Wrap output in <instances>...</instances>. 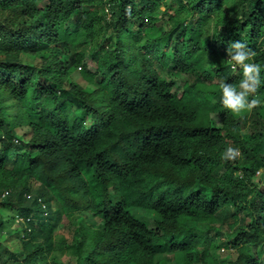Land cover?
I'll return each mask as SVG.
<instances>
[{"label": "trees", "instance_id": "trees-1", "mask_svg": "<svg viewBox=\"0 0 264 264\" xmlns=\"http://www.w3.org/2000/svg\"><path fill=\"white\" fill-rule=\"evenodd\" d=\"M234 40L264 64V0H0V264H264V84L220 102Z\"/></svg>", "mask_w": 264, "mask_h": 264}, {"label": "clouds", "instance_id": "clouds-1", "mask_svg": "<svg viewBox=\"0 0 264 264\" xmlns=\"http://www.w3.org/2000/svg\"><path fill=\"white\" fill-rule=\"evenodd\" d=\"M226 55L233 70L236 71L239 69L240 79L236 87L223 81L220 83V102L233 113L251 110L257 104L261 103L258 99L250 100L249 96L255 94L258 87L264 84V78H262L264 64L251 62L252 52L246 43L240 40L227 43ZM238 154V148L227 147L221 155L223 159L231 160ZM16 220L19 222L22 221L20 218H16Z\"/></svg>", "mask_w": 264, "mask_h": 264}, {"label": "rangeland", "instance_id": "rangeland-1", "mask_svg": "<svg viewBox=\"0 0 264 264\" xmlns=\"http://www.w3.org/2000/svg\"><path fill=\"white\" fill-rule=\"evenodd\" d=\"M40 4L42 5V3H40ZM107 15L109 16L110 14L106 11V16ZM82 46L85 47V45H82ZM73 50L77 51L78 48L74 47ZM18 62L20 64L26 65V66H34V65L39 66V60L36 57L28 56V55H24V54L20 56ZM69 80H71L72 82L77 83L79 86L89 87V85L86 82H84V80H82L80 78V75H79L78 72L72 73L70 75V77H69ZM192 81H193V79L191 77L185 76V75H181L178 78V80H177V82L175 84V88L177 90H179L180 87L185 82H192ZM251 110H253V108ZM240 119H241V123L243 125V128L246 129L247 124H248L247 116L242 117ZM132 213L137 219L139 218L140 220L145 221L150 227L153 226V218L149 214H147L146 212L134 209L132 211ZM231 213H232L231 210H223V211H221V212H219L217 214V218L220 221L219 226H221L223 228V230H225L224 226L231 221V218H230L231 217ZM13 228H15V226H13ZM17 235L20 236V233H17L15 236H13V238H15ZM219 252H220V254H226V251H224V250L221 251V249H219ZM213 255L216 256L214 253H213ZM167 259H168L167 260L168 261L167 264H175V262L173 261V258L171 256H168ZM48 264H50V263H48Z\"/></svg>", "mask_w": 264, "mask_h": 264}]
</instances>
